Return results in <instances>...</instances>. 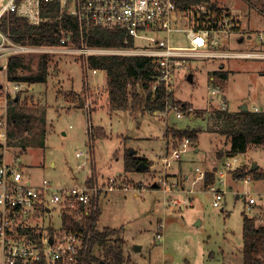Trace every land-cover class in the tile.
I'll return each mask as SVG.
<instances>
[{"label":"rangeland","instance_id":"rangeland-1","mask_svg":"<svg viewBox=\"0 0 264 264\" xmlns=\"http://www.w3.org/2000/svg\"><path fill=\"white\" fill-rule=\"evenodd\" d=\"M217 1L228 4L235 17L234 29H239L227 40L226 50L264 52V0ZM170 43L189 42L179 33L171 35ZM148 46L145 39L135 41L137 48ZM21 58L23 64L14 69L16 75L39 72L38 55ZM185 61L187 64L178 66L173 73V99L188 102L194 111L182 118H176L173 112L167 116L150 111L135 118L130 110H111L107 107L103 71L93 73L87 68L86 59L77 54L50 55L46 81L25 82L16 92L10 90L13 82L7 79L8 70L0 69V119L4 109L7 117L6 140L0 139V151L5 149L7 162L18 156L17 162L36 183L47 178L56 186H71L82 182L86 175H93L96 183L101 184L120 175L133 185L134 189L129 191H102L98 200L101 216L97 226L122 228V264H244L240 251L242 213L255 217L257 225H264V177L255 178L248 172L251 180L246 183L242 178L246 175L234 177L232 170L224 174V163L232 160L227 155L229 144L223 135L208 130L214 123L213 113L219 100L217 95H211V88L220 90L230 111L243 104L250 110H264V57H188ZM217 70L226 78L215 73ZM17 93L21 103L18 107L35 115L30 125L26 122L28 117L16 123L10 121L8 102ZM89 122L100 125H94L97 128L103 126L106 133L92 145L86 132ZM166 125L200 129L198 141L184 147L180 159L167 168L162 165V155L159 156ZM42 129L43 144L38 141ZM182 140L176 138L174 146L179 147ZM131 149L132 154L146 158L142 162L148 167L127 174L123 171V156ZM217 151L226 156L219 160ZM76 152L83 154L76 157ZM236 158L233 167L250 169L251 163H256L263 172L264 144L251 145ZM83 163L85 167L78 171ZM218 164L212 183L204 186V177L198 178L195 168L205 173ZM218 171L223 177H219ZM161 178H166L168 187L160 184ZM155 182L157 188L152 186ZM175 182L177 185H173ZM213 184L223 192L218 205L213 204ZM182 187L194 188L187 195L188 202L179 195L186 196ZM251 196L254 204L248 203ZM181 203H185L183 208ZM51 214L59 226L60 212L53 209ZM159 224L161 230L157 229ZM158 231L161 238L156 236ZM107 245L115 247L118 242L113 239ZM99 249L105 253L103 246Z\"/></svg>","mask_w":264,"mask_h":264},{"label":"built area","instance_id":"built-area-1","mask_svg":"<svg viewBox=\"0 0 264 264\" xmlns=\"http://www.w3.org/2000/svg\"><path fill=\"white\" fill-rule=\"evenodd\" d=\"M10 15L23 18L32 26L56 23L53 35L58 41H16L0 28V69H7L11 57L25 55L77 54L85 58L86 63L89 55H146L158 61L159 73L153 81V88L163 84L168 92L173 90L174 71L178 66H185L188 57H264L261 51L226 50L227 40L234 32L235 17L224 2H217L215 6L206 1L198 2L182 9L174 0H0V23L7 21ZM92 27L121 29L126 38L134 40L133 46H89L86 37ZM179 33L185 35L188 44L170 43L171 35ZM262 36L260 32L259 37ZM75 37L79 38V45L74 43ZM136 39H145L149 46L135 47ZM90 71L97 73L99 69ZM24 83L13 82L11 92L18 91ZM210 93L219 99L216 107L227 108L218 88H211ZM193 111V105L188 102L168 97L160 113L168 116L173 112L176 118H182ZM6 118L4 109V116L0 119V139L3 142L6 140ZM189 144V138L183 137L179 147H171L170 153L162 154V165L171 166ZM4 152L5 149L0 151V264H82L86 248L83 238L79 231L62 227L63 214L74 213L77 219H81L102 191H129L134 189L131 182L118 175L101 184L89 183L86 175L82 182L71 186H56L47 178L36 183L25 174L17 162L18 156L7 162ZM82 154L75 153L76 157ZM229 157L232 160L224 163V174L226 170L237 168L233 167L236 155ZM84 163L78 171L85 167ZM195 170L204 177L202 169L196 167ZM218 173L223 177L221 171ZM243 178L246 183L251 180L249 175ZM159 181L168 187L166 178ZM210 190L215 195L213 204L218 205L223 192L215 184ZM248 203H255L252 196ZM53 209L61 214L59 226L53 221ZM49 228L53 232L50 233ZM157 229L161 230L162 224ZM156 236L161 238V231Z\"/></svg>","mask_w":264,"mask_h":264},{"label":"trees","instance_id":"trees-1","mask_svg":"<svg viewBox=\"0 0 264 264\" xmlns=\"http://www.w3.org/2000/svg\"><path fill=\"white\" fill-rule=\"evenodd\" d=\"M205 1L210 2L212 6H215L218 2L217 0H174L175 4L182 9L190 4ZM55 25L57 24L43 23L39 26H32L25 19L10 15L7 21L0 23V28L16 41L56 43L58 37L53 35ZM74 33L77 34V30H74ZM86 42L89 46L132 47L134 40L126 38L125 31L121 29L92 27L87 32ZM74 43L80 44L78 37L74 38ZM49 57V55L39 56L37 64L39 72L30 76L16 75L14 69L23 64V58L18 56L11 57L7 65V79L11 82L20 81L27 83L46 81ZM87 64L90 69L96 68L105 71L108 107L111 110H130L131 114L137 118L139 114L141 116L148 111L162 112L166 99L173 97V90L167 92L163 84L153 88V81L159 73L158 61L154 57L137 54L89 55ZM215 73L226 78V74H222L219 70ZM19 104H21L20 95L17 93V97H13L8 102L10 121L16 123L22 120L23 117H28L26 122L30 125L32 122L31 118L35 115L28 113L22 106L18 107ZM213 114L214 123L211 126L209 125L208 130L225 137L229 144L227 155L242 154L251 145L264 144V110H242L238 108L235 111H230L228 108L215 107ZM199 130L198 128L180 129L166 127V132H170L174 138L187 137L192 143L197 142ZM86 132L90 145L96 138L106 136L103 128H97L91 122H89ZM43 133L44 130L42 129L38 139L42 144ZM22 141H19L21 145L24 144ZM217 154L219 155V160L226 156V154H221L219 151H217ZM145 160L126 152L123 157V171H134L136 166L141 161L145 162ZM218 168L219 164L215 169H206L203 180L204 186L207 187L212 183L214 173ZM231 172L234 177L244 176L248 172L255 178L264 177V171L258 170V167L251 170L240 166ZM87 181L93 183L95 177L90 175ZM98 200L99 197L88 206V213L83 214L81 219H77L74 213H64L62 216V227L80 232L86 246L82 264H100L101 258L96 255V249L101 245L105 248V257L102 258L103 264H122L120 246L124 241L119 235L122 228L109 226L99 228L97 226L101 213ZM49 232H53L52 229L49 228ZM113 239L118 242V245L115 247L107 245L108 241ZM242 240L243 245L240 251L244 264H264V225H257L256 218L244 212L242 213Z\"/></svg>","mask_w":264,"mask_h":264},{"label":"crops","instance_id":"crops-1","mask_svg":"<svg viewBox=\"0 0 264 264\" xmlns=\"http://www.w3.org/2000/svg\"><path fill=\"white\" fill-rule=\"evenodd\" d=\"M240 30H244V29H242V28H240ZM236 31H238L239 32V29H234V34H236L237 32ZM239 39H242L241 37L239 38ZM100 71H103V70H100ZM221 71V70H220ZM103 73H104V76H105V83H106V74H105V71H103ZM225 99V98H224ZM226 100V99H225ZM226 102H227V100H226ZM107 104H108V100H107ZM108 107V106H107ZM227 107H228V104H227ZM96 109V108H95ZM94 109V110H95ZM252 110V109H251ZM255 110V109H254ZM116 111H119V110H116ZM91 119V118H90ZM93 124V123H92ZM95 125V124H94ZM95 126H100V125H98V124H96ZM101 127H103V126H101ZM166 127H167V125H166ZM106 134V133H105ZM164 144H163V149H162V153L161 154H159V156L160 155H162L163 153H165V152H168V151H170V149H171V147H174V142L176 141V138H174L172 135H171V133L170 132H166V128H165V132H164ZM197 141H198V139H197ZM94 142V141H93ZM171 146V147H170ZM196 149H198V148H196ZM133 150V149H132ZM134 151V150H133ZM133 151L130 153V154H132L133 153ZM135 155V154H134ZM238 155V154H237ZM136 156V155H135ZM124 157V156H123ZM136 157H139V156H136ZM144 159H146V158H144ZM53 164V163H52ZM246 164V163H245ZM252 164H256V163H251V166H252ZM257 166L256 167H258V164H256ZM251 166H250V169H251ZM239 167H240V165H239ZM254 170V169H253ZM137 171H141V169L140 170H134V171H130V172H127V174H129V173H132V172H137ZM119 174H122V173H119ZM186 174H189V173H186ZM251 174V173H250ZM200 174H198V178H200V176H199ZM246 175H248V174H246ZM71 177L73 178L74 177V175L72 174L71 175ZM243 178V177H242ZM174 182V181H173ZM247 183H249V182H247ZM157 187V186H156ZM191 188V189H190ZM189 189H184V187H182V191L185 193V198L184 197H182V195L183 194H179V195H181V198H183V200H184V202H188L189 201V198L187 197V195L188 194H190V193H193V191H194V188L193 187H190ZM134 194H136V193H134ZM178 194V193H177ZM173 198H177V200H179L178 198L179 197H177V196H174ZM188 199V200H187ZM178 202H180V201H178ZM254 204V203H253ZM181 205V207L183 208L184 207V205H185V203H181L180 204ZM101 209V208H100ZM100 216H101V213H100ZM100 216H99V218H100ZM120 226V225H119ZM103 227H105V226H103ZM112 227H115V226H112ZM100 228H102V227H100ZM121 236V235H120ZM122 237V236H121ZM122 239H123V243L121 244V246H120V250H121V253H122V251H123V247H124V245H125V239L122 237ZM109 241H111V240H109ZM108 241V242H109ZM99 247L101 248L102 247V245L101 246H98L97 247V249H96V255L97 256H99L100 257V255H99V252H101V250L99 249ZM101 254H103L102 252H101ZM105 256H104V254H103V256L102 257H100L101 258V260H100V264H103V259L102 258H104ZM123 258V257H122Z\"/></svg>","mask_w":264,"mask_h":264},{"label":"water","instance_id":"water-1","mask_svg":"<svg viewBox=\"0 0 264 264\" xmlns=\"http://www.w3.org/2000/svg\"><path fill=\"white\" fill-rule=\"evenodd\" d=\"M187 76H188V78H189L190 80H192V73H189ZM240 108H241L242 110H246V109H248V107H247L245 104H243ZM131 152H132V149L130 150L129 153H131ZM256 166H257L256 164H252V166H251V170L255 169ZM146 167H147V165H146L144 162L141 161V162L136 166V170L144 169V168H146ZM152 186H153V187H156V186H157V183H156V182L153 183Z\"/></svg>","mask_w":264,"mask_h":264}]
</instances>
